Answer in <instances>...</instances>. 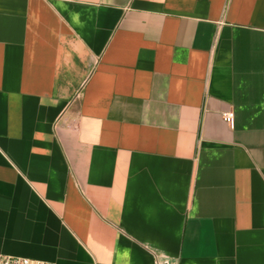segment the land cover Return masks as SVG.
<instances>
[{
  "label": "crops",
  "instance_id": "crops-1",
  "mask_svg": "<svg viewBox=\"0 0 264 264\" xmlns=\"http://www.w3.org/2000/svg\"><path fill=\"white\" fill-rule=\"evenodd\" d=\"M0 256L264 264V0H0Z\"/></svg>",
  "mask_w": 264,
  "mask_h": 264
},
{
  "label": "built area",
  "instance_id": "built-area-1",
  "mask_svg": "<svg viewBox=\"0 0 264 264\" xmlns=\"http://www.w3.org/2000/svg\"><path fill=\"white\" fill-rule=\"evenodd\" d=\"M224 120L230 124L231 126L234 125V114L227 113L224 115ZM0 264H51L47 262L32 260L29 258H22V257H12V256H0ZM156 264H168L165 260H159Z\"/></svg>",
  "mask_w": 264,
  "mask_h": 264
}]
</instances>
